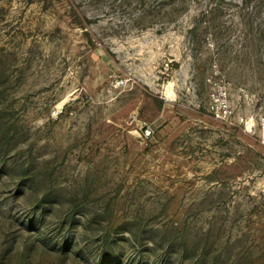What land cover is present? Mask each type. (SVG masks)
<instances>
[{"label": "rangeland", "instance_id": "1", "mask_svg": "<svg viewBox=\"0 0 264 264\" xmlns=\"http://www.w3.org/2000/svg\"><path fill=\"white\" fill-rule=\"evenodd\" d=\"M0 264H264V0H0Z\"/></svg>", "mask_w": 264, "mask_h": 264}, {"label": "bare ground", "instance_id": "2", "mask_svg": "<svg viewBox=\"0 0 264 264\" xmlns=\"http://www.w3.org/2000/svg\"><path fill=\"white\" fill-rule=\"evenodd\" d=\"M136 134V133H135Z\"/></svg>", "mask_w": 264, "mask_h": 264}]
</instances>
